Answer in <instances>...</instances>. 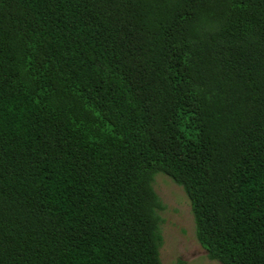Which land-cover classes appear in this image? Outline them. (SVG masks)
Masks as SVG:
<instances>
[{
  "label": "trees",
  "instance_id": "obj_1",
  "mask_svg": "<svg viewBox=\"0 0 264 264\" xmlns=\"http://www.w3.org/2000/svg\"><path fill=\"white\" fill-rule=\"evenodd\" d=\"M157 173L264 264V0H0V264H162Z\"/></svg>",
  "mask_w": 264,
  "mask_h": 264
},
{
  "label": "rangeland",
  "instance_id": "obj_2",
  "mask_svg": "<svg viewBox=\"0 0 264 264\" xmlns=\"http://www.w3.org/2000/svg\"><path fill=\"white\" fill-rule=\"evenodd\" d=\"M153 189L163 205L159 211L163 238L159 251L161 263L220 264L209 260L196 240L190 202L184 190L162 173L154 175Z\"/></svg>",
  "mask_w": 264,
  "mask_h": 264
}]
</instances>
